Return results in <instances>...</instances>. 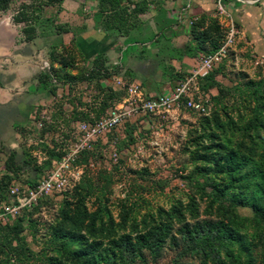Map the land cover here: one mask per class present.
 <instances>
[{
  "label": "rangeland",
  "instance_id": "obj_1",
  "mask_svg": "<svg viewBox=\"0 0 264 264\" xmlns=\"http://www.w3.org/2000/svg\"><path fill=\"white\" fill-rule=\"evenodd\" d=\"M44 1L12 0L0 11V37H5L0 44L15 59L5 62L0 57V80L13 82L10 91L18 92L15 97L21 102L17 109L0 107L1 162L14 153L19 166L2 183L0 209L17 204L10 194L13 185L33 187L30 184L60 165L77 141L79 123L123 104L131 85L139 87L142 97L172 89L189 76L187 70L200 57L223 43L231 25L235 35L221 64L199 81L204 112L183 106L160 116L133 112L93 150L68 159L60 190L21 207L14 216L6 215L5 222L0 219V227L20 225L29 251L27 257L9 260L0 249V264H219L216 256L203 259L202 243L191 247L208 234V224L211 234L215 228L235 227L256 264H264V223L249 207L255 203L264 212V0L226 1L227 12L197 18L191 28L198 33L211 30L213 44L196 52L191 66L181 73L167 64L156 67L149 62L156 41L171 36V30L159 35L155 29L143 37L138 21L143 39L153 42L148 50L131 45L135 39L127 40L124 48L117 45L115 61L121 66L115 76L122 83L115 77L79 80L93 61L84 57L74 38L69 43L63 33L36 44L24 41L23 24L12 21L22 4H31V15L44 34L52 33L54 22L59 21L61 3ZM25 49L41 56L36 61L48 77L41 83L37 76L23 80L20 73L3 74L8 67L22 65L16 53ZM159 68L163 76L156 81L153 76ZM42 116L47 122L39 126ZM233 156L242 160L240 174L226 169ZM245 253L239 264H244Z\"/></svg>",
  "mask_w": 264,
  "mask_h": 264
},
{
  "label": "crops",
  "instance_id": "obj_2",
  "mask_svg": "<svg viewBox=\"0 0 264 264\" xmlns=\"http://www.w3.org/2000/svg\"><path fill=\"white\" fill-rule=\"evenodd\" d=\"M126 2L127 4L125 5H122L120 2V5L126 7L128 11H131L136 4H145L147 9L143 13L132 17L125 29L118 30L105 21V15L108 11L100 10L98 0H62L60 5L61 9L58 14L59 21L57 20L54 22L53 32L44 34L43 26L40 24L37 28L36 37L31 42L32 44H36L41 38L51 35L59 36L60 33H63V37L67 39V42L74 38L85 58L93 61L95 58L102 56L107 60V65H116L115 56L117 45L118 47L122 46V48H124L127 40L135 39L130 42L131 45L142 46L148 50L153 40H144V35L145 37L150 35L155 29L159 30V35H161L163 31L168 32L171 30V36L161 38L159 43L156 41L155 53L150 56L149 62L155 64L156 67H161L163 64H165L166 67L167 64V66L174 69L175 73H181L183 68L191 66L195 59L196 52H198L195 48L196 44L193 39L194 36L191 26L195 24L197 18L205 14H210V12L217 11L214 0H192L189 2L188 8L186 7L188 0H126ZM83 3H86L85 7H81ZM97 12L102 14V18L97 16ZM146 15H149V19L151 17L152 19L146 21L148 20L147 17H145ZM143 17L146 19H142ZM45 18H49V16H45ZM170 19H174V22L178 24H164V21L168 22ZM138 21L142 22L140 28H142V32H144L143 37L139 29H137L139 28ZM56 25L59 26L58 29L55 28ZM179 28L184 29L182 33L176 32ZM147 31L149 34H146ZM155 38H158V36H155ZM4 39L5 37H0V42L2 43ZM136 39L143 40L138 42ZM186 46H188L189 49L185 51ZM7 50L8 48L6 45L0 44V57L5 58V62L15 60L13 57L6 54ZM165 50L175 52V54L164 53ZM16 56L19 57V59H16L18 61L17 63H22V65L14 69L13 67H8L5 71L6 73L3 74H12L13 72L20 73L23 80L32 79L37 76L36 80L38 83H41L39 75L45 73L40 71V65L36 61V59H39L41 56L36 51H30V49H25L23 52L16 53ZM187 71L190 72V70ZM158 72L153 76L156 81L157 78L163 76L162 69L160 70L159 68ZM111 77H115L114 79H116L118 83H122L121 78H117L115 75ZM12 84L13 82L3 83L0 80V107L20 108L21 102L15 97V94L19 93H12L10 91V86ZM22 92L27 95L25 90ZM33 99H35V97H33Z\"/></svg>",
  "mask_w": 264,
  "mask_h": 264
},
{
  "label": "trees",
  "instance_id": "obj_3",
  "mask_svg": "<svg viewBox=\"0 0 264 264\" xmlns=\"http://www.w3.org/2000/svg\"><path fill=\"white\" fill-rule=\"evenodd\" d=\"M12 0H0V11H4L9 6ZM31 1H40V0H31ZM45 4L53 5V4H60L62 0H45ZM99 8L102 11H108L105 15V21L111 24L112 27L122 30L125 29L129 21L132 17L136 16L137 14L143 13L147 7L145 4H136L131 11H128L126 7H122L120 5V0H98ZM31 4H22L16 11V13L12 17V21L15 24H23V28L21 29V33L24 36L25 41L31 42L36 37V32L40 23H36L34 21L31 12H30ZM214 24V23H212ZM55 28H59V26H55ZM193 39L195 41V48L198 51H204L207 46L213 44V40L210 37V31H202L198 33L196 29H192ZM202 34V35H201ZM189 47H185V51L188 50ZM217 50V49H216ZM215 50V51H216ZM211 54V52H207L206 55ZM52 55V53H51ZM107 60L99 56L93 60L92 67L90 71L80 77L79 80H93V79H108L112 75H116L118 70H120V65H107ZM216 70V69H214ZM214 70L211 72L213 73ZM210 73V74H211ZM209 74V76H210ZM51 74L49 73L48 76ZM208 76V77H209ZM207 77V78H208ZM46 74H40L39 80L42 82L46 80ZM50 78L56 79L52 76ZM206 79V78H205ZM55 89H52V94L54 93ZM15 128L17 126L15 125ZM51 154H54V151H50ZM242 160L238 159L237 157L233 156L228 160V173L230 174H240V170L242 169ZM19 169V166L15 162V155L14 153L9 154L7 159L2 163L0 157V191H2V186L4 179H10L7 175L9 173H16V170ZM1 170H4V173L1 174ZM35 182L30 184L33 186ZM241 187H245V181L240 182ZM240 187V186H239ZM241 189V188H240ZM239 194V193H238ZM240 195H236L239 198ZM243 204V203H241ZM244 206V205H243ZM249 207L252 209L253 213L258 216L261 221L264 223V212L257 207L255 203L249 204ZM220 227V226H219ZM208 234L203 236L201 242H192L191 247H199L200 243L203 244L201 250V255L203 259L206 261L207 258L210 256H216V262L219 264H239L241 254L245 253V261L244 264H256L255 259L253 258L252 254L247 252V246L243 245V236L235 227H220L215 228L213 234L209 232L211 228V224L207 225ZM21 227L18 223H8L3 227H0V249L3 250L8 257L9 260L12 258L15 260H19L22 257H27L29 255V251L27 248L26 243L24 242L23 238L20 236ZM154 241L155 247L158 243V238H152ZM154 247V248H155ZM241 264V263H240Z\"/></svg>",
  "mask_w": 264,
  "mask_h": 264
},
{
  "label": "built area",
  "instance_id": "obj_4",
  "mask_svg": "<svg viewBox=\"0 0 264 264\" xmlns=\"http://www.w3.org/2000/svg\"><path fill=\"white\" fill-rule=\"evenodd\" d=\"M186 7H189V2ZM242 0H214L216 10L221 13H225L226 8L224 2ZM180 20V16H179ZM235 31L231 25L223 43L211 54L200 57L198 63L190 71L188 77L178 82L172 89H169L165 93L142 97L141 91L137 85H131L129 87L130 97L124 101L128 103V106L123 107V104H119L114 107H110L105 111V114L92 119L91 121H83L77 126V141L63 158L62 162L56 167L50 174L35 183L33 187H26L21 189L18 186H12L10 188V194L16 200V203H12L6 207L0 209V219L5 222L6 215L14 216L18 213L21 207L26 205L31 206L44 195H50L53 191L60 190L64 186L63 180V168L67 167V160L73 159L74 156L79 155L81 152H88L93 150L96 143L101 140L106 133L116 129L120 126L126 116L135 112L140 115H154L160 116L170 112L171 109H179L183 106L186 109L193 110L195 112H204V104L199 96V81L204 80L209 74L217 68L222 60L227 56L228 48L233 43V37ZM53 82H56L53 79ZM198 95V96H197ZM124 110V111H123ZM46 117L42 116V120L39 126H44L47 122L44 121ZM54 149V146L51 145Z\"/></svg>",
  "mask_w": 264,
  "mask_h": 264
}]
</instances>
